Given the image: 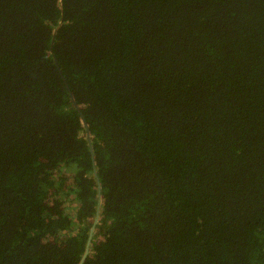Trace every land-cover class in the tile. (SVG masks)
I'll use <instances>...</instances> for the list:
<instances>
[{
  "label": "trees",
  "instance_id": "trees-1",
  "mask_svg": "<svg viewBox=\"0 0 264 264\" xmlns=\"http://www.w3.org/2000/svg\"><path fill=\"white\" fill-rule=\"evenodd\" d=\"M98 202L82 264H264V0H0V264Z\"/></svg>",
  "mask_w": 264,
  "mask_h": 264
},
{
  "label": "water",
  "instance_id": "water-1",
  "mask_svg": "<svg viewBox=\"0 0 264 264\" xmlns=\"http://www.w3.org/2000/svg\"><path fill=\"white\" fill-rule=\"evenodd\" d=\"M56 32V31H55ZM55 32H54V35H55ZM52 41H53V39H52ZM77 108V107H76ZM78 109V108H77ZM89 137V135L87 134V138ZM99 207H100V202H98V204H97V210H96V217H95V220H94V222H93V225H92V227H91V230H90V233H89V236H88V241H87V244H86V248H85V252H84V255H83V257H82V259H81V261H80V263L79 264H82L83 262H84V260L86 259V257H87V255H88V252H89V245H90V241H91V238H92V231H93V229H94V227H95V224H96V222H97V219H98V209H99Z\"/></svg>",
  "mask_w": 264,
  "mask_h": 264
}]
</instances>
